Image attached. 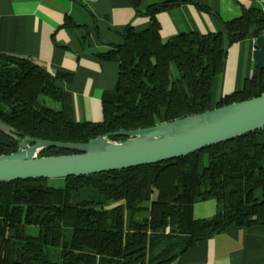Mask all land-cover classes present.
Masks as SVG:
<instances>
[{"label": "trees", "instance_id": "trees-1", "mask_svg": "<svg viewBox=\"0 0 264 264\" xmlns=\"http://www.w3.org/2000/svg\"><path fill=\"white\" fill-rule=\"evenodd\" d=\"M129 1L138 11L141 0ZM172 3L148 7L153 19L147 29L128 25L121 44L98 53L119 64L117 82L102 95L100 121L73 122L39 101L41 95L62 101L60 82L70 81L71 74L0 53V119L16 131L12 136L0 130V154L16 151L26 135L87 142L264 92V69L255 68L241 90L212 102L229 47L264 32L263 9L244 7L217 31L164 40L154 13ZM72 152L52 147L39 155ZM61 180V185L50 184V178L0 181V264H174L220 231L264 223V128L174 159ZM154 192L166 206L137 219L140 204ZM209 199L218 203L217 212L195 218L194 204ZM89 206L98 207L95 227L86 225ZM15 207L25 209L23 223L13 219ZM27 225L39 233L30 234ZM51 247L60 249L57 260L50 257Z\"/></svg>", "mask_w": 264, "mask_h": 264}, {"label": "crops", "instance_id": "crops-1", "mask_svg": "<svg viewBox=\"0 0 264 264\" xmlns=\"http://www.w3.org/2000/svg\"><path fill=\"white\" fill-rule=\"evenodd\" d=\"M168 1L173 3L154 13L164 40L217 31L222 20L239 17L244 7L264 10V0H141L138 11L129 0H0V53L71 74L70 81L60 82L63 100L50 107L64 111L70 121H100L102 95L117 82L119 64L98 53L121 44L128 25L147 29L153 19L148 7ZM254 41L246 38L229 47L224 70L214 80L216 100L242 89L253 74ZM174 264H264V223L220 231Z\"/></svg>", "mask_w": 264, "mask_h": 264}, {"label": "water", "instance_id": "water-1", "mask_svg": "<svg viewBox=\"0 0 264 264\" xmlns=\"http://www.w3.org/2000/svg\"><path fill=\"white\" fill-rule=\"evenodd\" d=\"M255 67L264 69V32L254 41ZM264 128V92L171 121L131 130H116L87 142L24 136L18 149L0 154V181L65 178L158 163ZM0 130L16 136L0 119ZM124 137L114 140L113 137ZM73 151L43 155L47 148Z\"/></svg>", "mask_w": 264, "mask_h": 264}, {"label": "rangeland", "instance_id": "rangeland-1", "mask_svg": "<svg viewBox=\"0 0 264 264\" xmlns=\"http://www.w3.org/2000/svg\"><path fill=\"white\" fill-rule=\"evenodd\" d=\"M241 90V89H239ZM214 96V95H213ZM39 101L48 107L52 106L53 104H59L58 101H54L52 98L41 95L39 97ZM213 104L216 103V98L213 97L212 100ZM73 121H77V118H73ZM52 185H61L62 180L61 178H51L49 181ZM143 209L138 212L137 219H140L144 216L148 215V212L152 208H164L166 206V203L162 200H159L157 197V193L154 192L152 194V197L148 201H144L140 204ZM193 213L195 218H209L213 216L217 210H218V203L214 199H209L205 201H198L193 206ZM97 213H98V207L96 206H89L87 209L86 214V225L88 227H95L97 225ZM24 215H25V209L22 207H15L12 212L13 219L18 223H23L24 221ZM27 231L30 234L36 235L39 233V229L35 225H27ZM60 249L57 247H51L50 248V257L52 259L57 260L59 255Z\"/></svg>", "mask_w": 264, "mask_h": 264}]
</instances>
